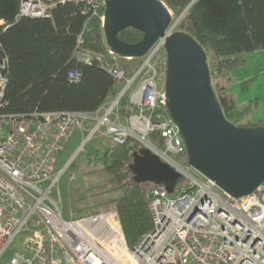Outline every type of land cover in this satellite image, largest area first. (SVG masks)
Masks as SVG:
<instances>
[{
    "label": "built area",
    "instance_id": "built-area-1",
    "mask_svg": "<svg viewBox=\"0 0 264 264\" xmlns=\"http://www.w3.org/2000/svg\"><path fill=\"white\" fill-rule=\"evenodd\" d=\"M66 1L20 0L18 16L51 17L54 6ZM73 1L89 5L103 27L104 0ZM164 44L165 37L159 38L130 76L110 68L123 87L96 111L0 112V264H264V182L252 194L235 197L189 163L167 109ZM77 56L86 63L101 59L87 51ZM156 63L162 67V88ZM5 66L0 63V98L7 84ZM68 74L73 81L81 79L79 69ZM75 128L87 133L77 152L103 128L110 145L132 137L183 176L172 194L163 184L150 186L152 227L133 247L117 209L65 217L60 196H52L68 166L56 171V158ZM21 235L23 248L3 260Z\"/></svg>",
    "mask_w": 264,
    "mask_h": 264
},
{
    "label": "trees",
    "instance_id": "trees-1",
    "mask_svg": "<svg viewBox=\"0 0 264 264\" xmlns=\"http://www.w3.org/2000/svg\"><path fill=\"white\" fill-rule=\"evenodd\" d=\"M177 15L192 0H162ZM20 0H0V63L5 62V95L0 98V112L28 115L50 110H98L119 92L118 79L110 68H121L132 75L142 58H126L109 52L99 16H94L85 2L58 3L51 17L19 16ZM104 7L102 8V11ZM204 48L208 57L211 83L227 119L237 125L264 126L244 121L258 108L259 98L244 106L227 85L231 72L247 64L246 53L264 49V0H195L178 23ZM127 43H136L143 32L127 27L118 32ZM81 39V42L78 40ZM87 51L101 59L86 63L77 56ZM79 69L81 79L73 81L69 71ZM256 79L242 81L246 90ZM229 82V83H230ZM126 100H122L125 111ZM142 145L129 137L123 143L92 147L87 152L90 171L106 172L108 182L94 188L93 204L110 203L119 212L129 246L133 247L151 229L149 189L154 183L135 181L130 168L133 153ZM121 191L117 196L113 192ZM75 216L96 213V207L77 208Z\"/></svg>",
    "mask_w": 264,
    "mask_h": 264
},
{
    "label": "water",
    "instance_id": "water-1",
    "mask_svg": "<svg viewBox=\"0 0 264 264\" xmlns=\"http://www.w3.org/2000/svg\"><path fill=\"white\" fill-rule=\"evenodd\" d=\"M194 1L173 21L172 10L162 0H104L106 43L122 57L142 58L165 37L166 104L180 129L189 163L232 196L252 194L264 182V126L237 125L227 119L202 45L184 30L166 35ZM130 26L143 32L136 43L118 37L120 30ZM130 168L135 181L163 184L171 194L183 180L182 174L146 147L133 153Z\"/></svg>",
    "mask_w": 264,
    "mask_h": 264
},
{
    "label": "rangeland",
    "instance_id": "rangeland-1",
    "mask_svg": "<svg viewBox=\"0 0 264 264\" xmlns=\"http://www.w3.org/2000/svg\"><path fill=\"white\" fill-rule=\"evenodd\" d=\"M173 21L177 19L179 15L175 14L173 11ZM179 23V22H178ZM178 23L175 24L174 29L179 30ZM163 57L167 58V53L165 48L161 50ZM247 58V64L236 68L232 71L233 80L228 81L227 85L232 89L237 95V102L240 99V104L244 106L249 100L259 98L258 108L252 110L246 115L244 121L258 122L255 118L264 117V49L248 52L245 54ZM159 72L162 67L160 63H156ZM256 79L251 83L248 89L242 90L240 84L242 81L255 77ZM158 86L162 88L163 76L162 71L159 73ZM230 82V83H229ZM136 82L134 83V88ZM118 89H122L123 83L118 82ZM117 96L115 93L113 96L109 97L107 101H111ZM245 99L242 103L241 100ZM104 106V105H103ZM254 118V119H253ZM90 126L88 127V129ZM103 128L98 134L93 136L89 141L86 142L84 147L79 151V147L82 144L83 139L86 137V131L82 134L79 128H75L72 131L70 137L65 141L62 150L58 154L55 161V170L58 171L62 169L66 164L67 168L62 173L60 180L58 182L59 192L54 188L52 196L56 199L61 198V206L65 217H68L71 212H75L78 209L85 207V205L94 206L97 210H104L112 208L110 203L105 204H93L96 198L88 196L91 194L94 188L104 185L108 181L109 175L104 171H90L92 166L87 158V152L91 150L92 147L96 146L98 148H103L111 144V139L102 133ZM74 175V178H72ZM121 191L113 192L112 196H117ZM23 236H19L13 241L10 247L3 255V260L9 257L14 248H23Z\"/></svg>",
    "mask_w": 264,
    "mask_h": 264
},
{
    "label": "crops",
    "instance_id": "crops-1",
    "mask_svg": "<svg viewBox=\"0 0 264 264\" xmlns=\"http://www.w3.org/2000/svg\"><path fill=\"white\" fill-rule=\"evenodd\" d=\"M231 75H232V72H231ZM238 99V98H237ZM242 101V103H244L245 102V99H243V100H241ZM244 101V102H243ZM238 103V105H240V106H242V104H240L241 102H240V99H239V101L237 102ZM254 119V118H253ZM262 119H264V117L262 118H255V120H262Z\"/></svg>",
    "mask_w": 264,
    "mask_h": 264
},
{
    "label": "bare ground",
    "instance_id": "bare-ground-1",
    "mask_svg": "<svg viewBox=\"0 0 264 264\" xmlns=\"http://www.w3.org/2000/svg\"><path fill=\"white\" fill-rule=\"evenodd\" d=\"M19 12H20V7H19ZM18 15H19V13H18ZM19 17V16H18Z\"/></svg>",
    "mask_w": 264,
    "mask_h": 264
}]
</instances>
